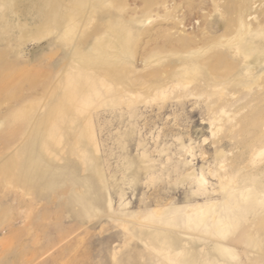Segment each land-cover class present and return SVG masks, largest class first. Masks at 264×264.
Segmentation results:
<instances>
[{
	"label": "rangeland",
	"instance_id": "374dc122",
	"mask_svg": "<svg viewBox=\"0 0 264 264\" xmlns=\"http://www.w3.org/2000/svg\"><path fill=\"white\" fill-rule=\"evenodd\" d=\"M0 264H264V0H0Z\"/></svg>",
	"mask_w": 264,
	"mask_h": 264
},
{
	"label": "bare ground",
	"instance_id": "6f19581e",
	"mask_svg": "<svg viewBox=\"0 0 264 264\" xmlns=\"http://www.w3.org/2000/svg\"><path fill=\"white\" fill-rule=\"evenodd\" d=\"M50 6H51V8L52 7H54V5H52L51 3H50ZM120 42H121V47L123 48V50H125L126 49V46H127V41H126V39H124V38H122L121 37V40H120ZM116 71H114V72H111L112 73V78H116V75L118 74V73H120V72H116ZM110 74V73H109ZM110 77V76H109ZM117 79H119V78H116L115 80H117ZM119 80H122V78L121 79H119ZM73 109V106H69V107H66L64 104H60L57 108H56V111H55V113H56V115L57 116H62L63 114H66V110H72ZM206 218V215H205V213L204 212H201V214H199V216H198V219L200 220V223H202V222H204V219Z\"/></svg>",
	"mask_w": 264,
	"mask_h": 264
}]
</instances>
